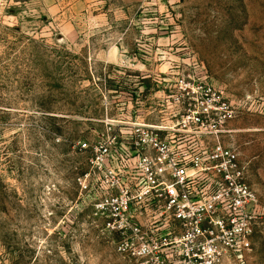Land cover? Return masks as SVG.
<instances>
[{
    "label": "rangeland",
    "instance_id": "1",
    "mask_svg": "<svg viewBox=\"0 0 264 264\" xmlns=\"http://www.w3.org/2000/svg\"><path fill=\"white\" fill-rule=\"evenodd\" d=\"M180 77L233 107L264 213V0H0V264H132L77 146L159 122ZM222 264H264V224Z\"/></svg>",
    "mask_w": 264,
    "mask_h": 264
},
{
    "label": "built area",
    "instance_id": "2",
    "mask_svg": "<svg viewBox=\"0 0 264 264\" xmlns=\"http://www.w3.org/2000/svg\"><path fill=\"white\" fill-rule=\"evenodd\" d=\"M173 90L159 122L79 144L90 171L77 183L98 197L95 211L132 264H222L251 249L264 213L247 165L223 141L233 107L204 82L180 77Z\"/></svg>",
    "mask_w": 264,
    "mask_h": 264
}]
</instances>
